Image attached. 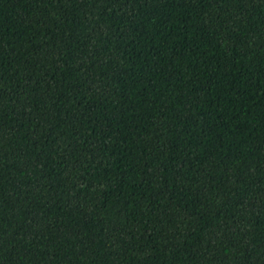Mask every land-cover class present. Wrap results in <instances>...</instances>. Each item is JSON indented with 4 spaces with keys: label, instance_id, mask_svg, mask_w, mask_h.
I'll list each match as a JSON object with an SVG mask.
<instances>
[{
    "label": "trees",
    "instance_id": "obj_1",
    "mask_svg": "<svg viewBox=\"0 0 264 264\" xmlns=\"http://www.w3.org/2000/svg\"><path fill=\"white\" fill-rule=\"evenodd\" d=\"M0 264H264V0H0Z\"/></svg>",
    "mask_w": 264,
    "mask_h": 264
}]
</instances>
